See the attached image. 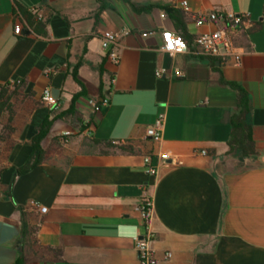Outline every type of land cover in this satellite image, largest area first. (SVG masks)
<instances>
[{
  "label": "crops",
  "instance_id": "obj_1",
  "mask_svg": "<svg viewBox=\"0 0 264 264\" xmlns=\"http://www.w3.org/2000/svg\"><path fill=\"white\" fill-rule=\"evenodd\" d=\"M22 8L41 31L17 22ZM215 11L248 18L229 31L232 55L197 52L196 37L222 24L196 20ZM108 30H129L119 65L103 48ZM164 30L186 34L189 51L164 50ZM238 89L250 156L228 153ZM46 121L44 160L18 173ZM147 197L162 264H264V0H0V264L18 260L23 219L35 240L27 264H139Z\"/></svg>",
  "mask_w": 264,
  "mask_h": 264
},
{
  "label": "built area",
  "instance_id": "obj_2",
  "mask_svg": "<svg viewBox=\"0 0 264 264\" xmlns=\"http://www.w3.org/2000/svg\"><path fill=\"white\" fill-rule=\"evenodd\" d=\"M181 5L185 11H189V7L186 1H182ZM248 21L247 16L243 14L235 13H220L211 12L201 15L197 18L196 23L198 26H202L210 22H219L222 24L221 28L216 29L211 33H203L196 37L195 44L198 48L197 52L204 56L219 57L225 55L234 54V45L230 38L229 31H236L242 28ZM15 32L22 34V25L17 24L15 26ZM129 34V30H124L122 33L114 31H106L103 34V48L107 52L109 60L119 65L121 61V55L119 52V40L122 35ZM143 35H148L144 33ZM164 40L163 49L174 54L186 53L189 51V45L185 38L180 33L164 30L162 32ZM158 76L162 75V72H157ZM42 101L51 109L58 107L57 98L51 93L50 89H46L42 96ZM108 100L102 102L103 105H107ZM94 105L97 106L95 103ZM97 108H99L97 106ZM164 126V117L161 115L157 118L155 123L147 129V136L154 141H160L162 138ZM205 153V152H204ZM160 159L165 161L170 159L168 153L160 154ZM151 158L147 157L146 161L150 162ZM43 212H46V208H42ZM141 212L145 221L144 233L135 237V247L138 254L139 264H162L161 260L157 257L152 243L156 239V232L152 227L153 219V201L147 197L144 199ZM172 256L170 252L166 254V259Z\"/></svg>",
  "mask_w": 264,
  "mask_h": 264
},
{
  "label": "trees",
  "instance_id": "obj_3",
  "mask_svg": "<svg viewBox=\"0 0 264 264\" xmlns=\"http://www.w3.org/2000/svg\"><path fill=\"white\" fill-rule=\"evenodd\" d=\"M26 22L31 26H37V30L41 31L40 26H43L41 19L37 15L33 14L30 10L22 8L17 22ZM183 38L187 40L186 34H181ZM239 90V106L238 110L232 117V133L229 140V154L240 152L244 156H250L256 153L255 141L253 139L252 127L247 122V114L249 112L250 103L247 93ZM51 122L46 121L39 127V132L33 138L32 144L34 151L30 159L18 169V173H27L40 164L45 157V151L42 148V140L47 135L50 129ZM96 144L104 143L109 148H118L123 151L134 153V147L130 144H120L113 141L102 142L101 140H95ZM33 228L28 225L26 220L23 219L22 225V240H21V254L15 264H27L29 255L33 251L35 244L33 236Z\"/></svg>",
  "mask_w": 264,
  "mask_h": 264
},
{
  "label": "rangeland",
  "instance_id": "obj_4",
  "mask_svg": "<svg viewBox=\"0 0 264 264\" xmlns=\"http://www.w3.org/2000/svg\"><path fill=\"white\" fill-rule=\"evenodd\" d=\"M33 263H34V264H37V263H36V261H35V262H33Z\"/></svg>",
  "mask_w": 264,
  "mask_h": 264
}]
</instances>
